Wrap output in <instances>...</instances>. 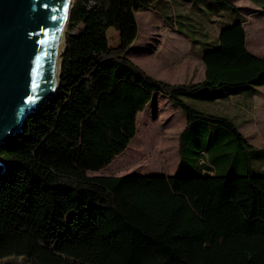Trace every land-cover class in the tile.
<instances>
[{
	"label": "trees",
	"instance_id": "1",
	"mask_svg": "<svg viewBox=\"0 0 264 264\" xmlns=\"http://www.w3.org/2000/svg\"><path fill=\"white\" fill-rule=\"evenodd\" d=\"M178 5L204 13L166 16L200 44L204 79L186 85L156 79L128 57L139 36L136 14H166ZM224 9L236 10L232 0L72 2L59 95L0 151V264H264V148L250 144L228 116L187 103L213 98L203 90L250 95L264 86V56L248 50L245 18L218 25L214 40L198 30L204 20L216 25L209 16ZM160 99L186 116L181 139L198 121L231 133L235 152L216 145L211 161L234 157L245 174L218 175L201 152V168L186 170L184 162L186 173L91 176L125 152L138 115Z\"/></svg>",
	"mask_w": 264,
	"mask_h": 264
},
{
	"label": "rangeland",
	"instance_id": "2",
	"mask_svg": "<svg viewBox=\"0 0 264 264\" xmlns=\"http://www.w3.org/2000/svg\"><path fill=\"white\" fill-rule=\"evenodd\" d=\"M74 0H72L73 2ZM191 2V1H190ZM236 10L224 9L221 16H209L215 21L210 23L204 20V29L214 40L228 21L239 22L245 18L248 46L251 51L264 55V0H232ZM194 4V1L191 2ZM201 2L200 4H202ZM196 4L195 7H199ZM202 6V5H201ZM186 9V10H181ZM185 17H196L191 8L179 6L165 13L142 11L136 14L139 36L128 53L129 59L150 76L170 84H191L204 79L205 66L202 59L200 44L193 42L189 33L181 28L175 21H170L166 16L174 18V11ZM191 11L192 13H188ZM207 17L210 12H205ZM192 23V18L182 20ZM200 21V20H199ZM186 27V26H185ZM200 27V28H199ZM110 40L117 45L119 34L115 29L109 30ZM196 40L201 39L199 36ZM204 49V48H203ZM228 89H216L212 92H200L203 96H212L210 100L189 99L187 103L199 111L228 116L231 118L246 139L258 149L264 148V87L260 94L253 99L242 96L231 98ZM187 118L182 109L160 99L150 110L140 113L137 118V132L134 139L123 154L118 156L107 168L90 173L91 176H125L128 174L144 175H174L177 170H196L201 161H198L202 152L211 169L218 175H244L242 165L234 157H224V160L211 161L214 156L211 149L223 144L224 149L231 156L235 152L233 135L224 128L204 121L201 126L195 125L181 139V134L186 128ZM223 133H228L229 137ZM232 139V141H230ZM208 149V150H207ZM210 149V150H209ZM206 150V151H205ZM212 158V159H211ZM260 163H264V160ZM260 165H256L257 169ZM182 173H186L184 170ZM255 172H257L255 170ZM194 174H196L194 172Z\"/></svg>",
	"mask_w": 264,
	"mask_h": 264
},
{
	"label": "water",
	"instance_id": "3",
	"mask_svg": "<svg viewBox=\"0 0 264 264\" xmlns=\"http://www.w3.org/2000/svg\"><path fill=\"white\" fill-rule=\"evenodd\" d=\"M71 8L72 0L69 8L67 0H0V151L23 132L30 115L59 95ZM5 171L0 157V177Z\"/></svg>",
	"mask_w": 264,
	"mask_h": 264
},
{
	"label": "bare ground",
	"instance_id": "4",
	"mask_svg": "<svg viewBox=\"0 0 264 264\" xmlns=\"http://www.w3.org/2000/svg\"><path fill=\"white\" fill-rule=\"evenodd\" d=\"M70 3H71V0H67V8L70 7ZM66 13H67V11H66ZM66 24H67V16L65 15L64 24H63L62 33H61V42H60L61 43V48H62L63 41H64V31H65V28H66ZM61 53H62V50H61ZM59 69H60V64L57 61L56 66H55V72H54V79H55V81L57 83H58V79H59V76H58L59 75Z\"/></svg>",
	"mask_w": 264,
	"mask_h": 264
},
{
	"label": "crops",
	"instance_id": "5",
	"mask_svg": "<svg viewBox=\"0 0 264 264\" xmlns=\"http://www.w3.org/2000/svg\"><path fill=\"white\" fill-rule=\"evenodd\" d=\"M247 48L248 50L253 54V55H256V56H259V57H263L264 55H259V54H256L255 52L251 51L249 46H248V39H247ZM264 86H261V87H258L256 88V91L254 93H251L250 95L247 94V91H242L240 92L239 94H236V95H231V98L235 97V96H242V97H245V98H248V99H253L255 98L256 96H258L260 94V88H263ZM251 144V143H250ZM255 147V146H254Z\"/></svg>",
	"mask_w": 264,
	"mask_h": 264
}]
</instances>
